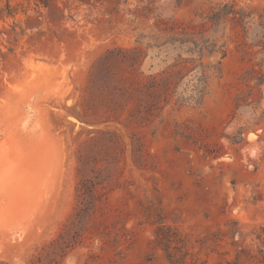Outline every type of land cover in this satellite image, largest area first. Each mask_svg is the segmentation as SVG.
Returning <instances> with one entry per match:
<instances>
[{"label": "rangeland", "instance_id": "rangeland-1", "mask_svg": "<svg viewBox=\"0 0 264 264\" xmlns=\"http://www.w3.org/2000/svg\"><path fill=\"white\" fill-rule=\"evenodd\" d=\"M222 1L0 0V118H12L4 115L18 107L13 118L28 117L49 141L40 159L11 174L19 190L0 208V220L13 221L0 231V261L24 264L75 205L74 151L89 126L71 109L92 61L107 48L131 46L157 19L202 22L199 14ZM234 1L264 16V0ZM240 39L229 41L221 75L211 78L200 106L168 107L161 124L139 130L144 167L132 162L128 130L110 126L126 153L121 187L108 208L131 243L114 255L100 253L94 242L92 251L100 254L94 264H166L153 241L158 216L186 238L198 264H264V85L253 88L249 98L256 103L248 99L236 108L237 96H246L252 84L246 71L258 68L259 57L249 60ZM88 250L77 247L62 264H83Z\"/></svg>", "mask_w": 264, "mask_h": 264}, {"label": "trees", "instance_id": "trees-1", "mask_svg": "<svg viewBox=\"0 0 264 264\" xmlns=\"http://www.w3.org/2000/svg\"><path fill=\"white\" fill-rule=\"evenodd\" d=\"M198 17L202 22L157 19L131 46L107 48L92 61L86 85L71 109L75 119L89 126L74 151L75 205L58 231L24 264H62L81 246L89 247L83 264H94L100 256L92 251L94 242L100 253L113 251L114 255L120 245L131 243L108 208L110 195L121 187L126 153L125 144L110 126L128 130L132 162L144 167L139 130L161 124L168 107L175 111L200 106L210 91L211 78L221 75L228 43L235 38H241L238 46L252 56L249 60L259 56L258 68L251 65L246 71L252 84H247L246 96H237L236 108L240 101L256 103L249 97L254 95L253 88L264 85V16L234 0H224ZM154 223V245L166 264H198L176 227L159 216ZM115 261L109 259L107 264Z\"/></svg>", "mask_w": 264, "mask_h": 264}, {"label": "bare ground", "instance_id": "bare-ground-1", "mask_svg": "<svg viewBox=\"0 0 264 264\" xmlns=\"http://www.w3.org/2000/svg\"><path fill=\"white\" fill-rule=\"evenodd\" d=\"M43 85V84H42ZM47 85V84H46ZM46 88V87H45ZM49 89V88H48ZM38 91V90H36ZM40 91L38 92H35L33 94H38ZM31 94V93H29ZM45 95V94H44ZM32 95H30L31 97ZM46 96V95H45ZM44 96V97H45ZM29 97V95H28ZM39 97L42 98L39 94ZM38 97V98H39ZM27 98V97H26ZM25 98V99H26ZM36 98V97H35ZM37 101V100H36ZM24 102V101H23ZM28 102V98H27V101ZM30 103V101H29ZM39 102H36L35 104H37ZM46 103V102H45ZM25 104V103H24ZM32 104H34L32 102ZM18 105V104H17ZM23 105V103H22ZM27 105V103H26ZM38 105V104H37ZM40 105H42L40 103ZM24 106V105H23ZM31 106V105H30ZM33 106V105H32ZM35 106V105H34ZM29 107V106H28ZM37 107V111L39 110L38 106ZM19 109L18 107H15L9 111H7V113H5V117H11L12 118H9V119H6L5 121L2 120V124L1 125H5V129L2 130L1 129V125H0V133H3V131H7V130H11L13 128V125H16L18 128H19V132L23 133V134H29V136L27 135L26 137L23 138V135L22 137H18V136H13L11 137L10 139L6 140L7 142L3 143L2 145H0V208H5L9 205V203L7 202H11L12 198H14L17 194L14 193V191H17L19 190V187L17 185V189L15 187H12L13 185L10 184V178H11V174L14 172L15 169H19L21 166L23 167L24 165H27L28 163L35 161L37 158H39V155L44 151V148H45V144H47V137L44 136L43 134H39V129H38V132L36 131L37 128H35L33 125L31 128H29V120L30 119H27V118H13V115L15 116L14 112L17 111V109ZM24 108V107H23ZM22 109V108H21ZM13 111V112H12ZM19 111V110H18ZM21 111V110H20ZM19 111V112H20ZM47 111V110H46ZM9 112V113H8ZM39 112L42 113V111L40 110ZM37 112V113H39ZM46 113V112H44ZM48 113V112H47ZM46 113V114H47ZM2 114V113H1ZM4 114V113H3ZM7 114H9L7 116ZM11 114V115H10ZM17 114V113H16ZM21 114V113H20ZM48 115V114H47ZM44 116V119H46L45 115L42 114V117ZM36 117H37V114H36ZM35 118V117H33ZM43 121L45 122L46 120ZM47 120H48V117H47ZM1 122V121H0ZM34 122V121H32ZM47 123V121H46ZM46 123L45 126H46ZM43 124V123H42ZM48 124V123H47ZM84 124V123H83ZM43 127V126H42ZM44 128V127H43ZM46 128V127H45ZM45 133V132H44ZM49 135V134H48ZM50 136V135H49ZM48 136V137H49ZM15 138H17L15 140ZM51 138V137H50ZM25 141H24V140ZM28 139V140H27ZM49 140V139H48ZM54 140V139H53ZM26 141H29V142H26ZM55 142V141H54ZM57 147H59V149L61 150H58L59 151V155H60V152H62V149L60 146L57 145ZM44 153V152H43ZM62 154V153H61ZM58 155V154H57ZM58 155V156H59ZM63 155V154H62ZM60 155V156H62ZM64 157V156H63ZM63 157L60 159L61 160V164H62V160H63ZM65 158V157H64ZM40 159V158H39ZM44 161V160H43ZM39 162V161H38ZM41 162V161H40ZM46 163V162H45ZM53 163V162H52ZM59 163V164H60ZM61 164H60V167H61ZM30 165V164H29ZM64 165V164H63ZM64 168V167H63ZM62 169V167H61ZM18 171V170H17ZM56 171V170H55ZM43 172V171H42ZM61 172V171H60ZM64 172V171H63ZM56 174V173H55ZM22 177H23V174H21ZM61 176H59L60 178ZM61 179V178H60ZM50 183V182H49ZM48 183V184H49ZM57 183V182H56ZM62 183V182H61ZM64 183V182H63ZM46 185V184H45ZM59 186V184H58ZM52 187V186H51ZM39 188V187H38ZM46 187H44V190H45ZM36 189V188H35ZM47 190V189H46ZM61 190V189H60ZM35 191V190H34ZM54 193V192H53ZM62 193V191H61ZM29 194V193H28ZM32 194V193H31ZM30 194V195H31ZM41 194V193H40ZM34 195V194H33ZM38 198H39V195H38ZM48 198V197H47ZM51 198V197H50ZM31 199V198H30ZM37 200V199H36ZM42 200V199H41ZM46 200V199H45ZM61 200V199H60ZM29 201V200H28ZM31 201V200H30ZM27 202V201H26ZM58 206V205H57ZM33 207V206H32ZM38 209V208H37ZM29 215V214H28ZM32 216V215H31ZM43 216V215H42ZM40 217V216H39ZM33 221V220H32ZM13 221H2L0 220V231H4V230H7L11 227ZM26 226V225H25ZM24 226V227H25ZM18 229V228H17ZM16 229V230H17ZM22 229V228H21ZM20 229V230H21ZM20 230H17L20 232ZM23 230V229H22ZM21 230V231H22ZM15 231V230H13ZM18 232V234H19ZM12 233V232H11ZM16 233V231L14 232ZM22 233V232H21ZM13 234V233H12ZM16 236V235H15ZM11 237V236H10ZM13 237V236H12ZM11 237V239H12ZM28 237V236H27ZM30 237V236H29ZM25 238V237H24ZM10 239V240H11ZM19 240V238H17ZM16 240V239H15ZM12 241V240H11ZM2 244V243H1ZM25 244V243H24ZM23 245H21L22 247ZM30 249V248H29ZM6 251V250H5ZM2 253V252H1ZM16 253V252H15ZM1 255V254H0ZM5 255V254H4ZM23 256V255H22Z\"/></svg>", "mask_w": 264, "mask_h": 264}, {"label": "water", "instance_id": "water-1", "mask_svg": "<svg viewBox=\"0 0 264 264\" xmlns=\"http://www.w3.org/2000/svg\"><path fill=\"white\" fill-rule=\"evenodd\" d=\"M31 126H32V122H29V128H31ZM5 128H6L5 125L1 126L2 130H4ZM19 131H20L19 128L16 125H13V128L11 130H7L5 132L3 131V133H0V144H2L4 142L6 143L7 142L6 140L10 139L13 136L22 137V135H23V138L26 137L27 135L29 136V134H23ZM26 142H29V141H26Z\"/></svg>", "mask_w": 264, "mask_h": 264}]
</instances>
